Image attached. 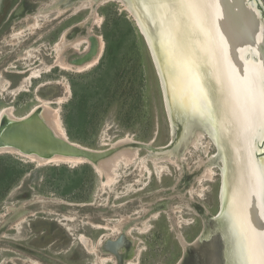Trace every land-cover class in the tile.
Wrapping results in <instances>:
<instances>
[{"label":"rangeland","instance_id":"1","mask_svg":"<svg viewBox=\"0 0 264 264\" xmlns=\"http://www.w3.org/2000/svg\"><path fill=\"white\" fill-rule=\"evenodd\" d=\"M43 2L44 5H51L54 0H44ZM58 8L49 12L51 14L49 17L50 29L53 28V32L47 35L44 29L41 32H35L33 36H30L33 38L32 41L28 42L29 36L27 34L29 32L25 31L16 42L17 45L11 48L18 53L23 48L26 50H46L45 53L53 52L52 55L54 56V44L60 40L63 33L76 24L85 23L91 16H95V18L89 28L90 31L105 43L103 24L106 19L105 14L108 11L116 12L118 16L128 19L136 28L137 49L129 52L128 58L133 59V61L129 60L128 68L120 72L124 76L121 81V90L116 94L107 112L102 113L98 133L88 140L91 146L78 144L98 151L107 150L113 144L126 138H130L133 142L151 143L155 148L168 145L173 139V133L161 80L146 40L129 9L119 0L98 1L95 10L88 4L87 7L83 8L84 10L81 9L76 15L70 16L74 11L67 14L64 17L65 20L59 24L61 19L52 21L58 14L57 10L62 7ZM124 50L128 51V48ZM103 51L105 52V48ZM27 52L32 57L24 60L27 65L26 68H22L24 66L21 61L18 63L13 61L12 64L18 66L17 69H13L14 71H23L28 67L31 69L38 68L39 62L32 65L30 63L34 57L32 51ZM103 55L104 53L96 65L87 69L62 71L57 68L49 74H44L41 82L36 84L34 82L32 88L29 87L28 83L24 84L25 89L23 88L21 92L17 91L14 95L0 91V111L4 108H12L14 115L22 118L33 112L32 110L41 105L43 100H47L51 102L52 108L59 110L65 128L62 115L64 107L73 97L71 83L78 77L95 71L101 63ZM3 78L6 79L5 81L0 79L1 88L8 86L6 84L7 77L3 76ZM12 78L15 82L21 80L18 77ZM86 80L89 81V78ZM47 83L51 84L42 90L45 94L43 97L40 95L38 87ZM191 141L192 139H189L188 146L192 144ZM199 145V148L190 146L189 151L183 153L185 158L181 161L177 157L186 147L179 152L178 149V153L166 154V156L169 155L172 162L176 161V164L171 163L170 160L160 159L159 154L152 152L148 154L146 150H141L138 152V159H135L131 164L125 165L123 162L119 164L116 169L115 180L110 183L107 180H102L95 168L88 163L79 165L61 163L42 166L16 153L0 154V157H11L12 163H19V167L26 168L24 178L9 192L6 198L0 201V264H11V261L18 264H32L31 261L34 258L27 252L20 250L19 247H29L38 249L41 253H47L49 250L41 249L47 247L41 246L44 244L42 239H53L55 244L53 247L55 248L50 251L51 253L48 252V255L57 259L61 264H78L77 262L91 264L95 262L96 257L85 256L88 253L85 247L88 251L91 250L90 252L95 251L94 253L100 254L97 251L98 242L102 243L107 239L117 238L122 231L130 232L131 238L142 241L140 245L138 243L136 248L139 250L143 247L147 249L142 257L143 264H178L183 251L179 248L176 237L181 236V233L188 240H191L201 227L200 224H197L198 229L193 231L194 225H186L187 222H191L197 217L194 208L186 201L193 194L190 196L185 190L188 187L194 191L200 188L202 190L199 192L200 198L194 195L191 199L206 206L209 214L214 215L220 209L218 207V183L214 184L207 180L204 182L205 179L200 178L197 182L194 179V176L201 173V158L209 165H207L208 167L211 166L212 168L211 180H215L214 175L217 172V168L212 166L214 164L213 159L206 158L210 145H213L212 140L204 135ZM127 146L133 149L131 146ZM154 158L160 162L164 171L160 172L159 166H156L152 161ZM142 159L146 160V166L141 164ZM60 165H66L70 169L90 165L94 169L96 183L82 193L83 199H65L54 193H42L40 191L42 178L45 175V171L41 169ZM37 175L38 180L36 179ZM152 199L154 202L156 201L153 207L165 204L171 208L172 213H170L171 211H162L158 219L150 218L144 212L142 213L143 200L148 203ZM157 215L155 214V217ZM144 220L145 222H142ZM179 220L183 222H180V226H178ZM64 239L67 240L65 244L63 243ZM91 241L95 243L93 244ZM14 245H17V248ZM75 252L78 256L72 258ZM136 260L137 258L131 260L130 264H138ZM98 264H105V260L99 258Z\"/></svg>","mask_w":264,"mask_h":264},{"label":"water","instance_id":"2","mask_svg":"<svg viewBox=\"0 0 264 264\" xmlns=\"http://www.w3.org/2000/svg\"><path fill=\"white\" fill-rule=\"evenodd\" d=\"M119 1L150 49L173 133L164 147L127 145L164 156L182 151L193 133L203 130L218 147L223 182L215 231L206 228L198 242L223 240L225 264H253V256L254 264H264V171L256 160V145L264 139V0ZM2 5L0 0V12ZM100 41L92 36L77 64L99 55ZM64 130L66 137L58 135L39 109L14 121L3 117L0 154L12 150L46 161L82 158L95 168L122 148L118 143L103 151L84 147ZM239 205L246 225L236 212ZM124 237L107 241L106 251L118 254Z\"/></svg>","mask_w":264,"mask_h":264},{"label":"flooded vegetation","instance_id":"3","mask_svg":"<svg viewBox=\"0 0 264 264\" xmlns=\"http://www.w3.org/2000/svg\"><path fill=\"white\" fill-rule=\"evenodd\" d=\"M44 0H3V5H2V10L0 12V79H5L3 76L7 77L8 80H6V84L8 85V90L3 91V88H1L0 84V91L2 93L8 92L10 95H14L17 91H22L19 90V88L22 85V82H24L27 78H29L32 75V72L34 70L40 71V78L39 79H31L30 82H27L29 84V87L32 88L36 83L41 82V79L43 78L44 74H49L53 70H56L57 68H60L62 71H77V70H64L59 66H54L51 68L49 71L46 69V66L53 65L54 62L56 61V50H55V45L59 43L62 40V37L65 36V40L68 41L66 48L63 52V58L65 59V62L69 65L73 66H79L78 61L81 59L83 55H85L89 47L91 45V37L92 35L94 36L95 34L90 31V27L92 26L93 23V18L90 20H87L85 23H79L76 24L75 26L67 29L60 40L54 44V56L52 53H45V51L39 50V49H21L20 53H18L16 50L12 49V46L17 45L16 42H18V39L21 37L22 33L25 31H28L29 33L27 36V41L31 42L32 37L35 34V32H41L44 29V32L46 35L50 32H53V28L50 29L51 23H50V13L52 10L56 9L57 7H62L63 9H66L63 14H57L56 17L52 20L53 22L61 19L58 23L60 24L63 20H65V16L69 13H72L70 16H73L74 14H78L80 10L75 11V8L78 7L77 5H80L82 0H54V3L51 5L45 4L44 5ZM96 1V0H95ZM69 4V5H68ZM54 5V6H53ZM65 7V8H64ZM58 8V9H59ZM61 8V9H62ZM93 9V8H92ZM58 11V10H57ZM78 12V13H77ZM40 14V15H39ZM47 15V16H46ZM42 16V17H41ZM39 17V18H38ZM39 19L41 22V27L39 29H31L32 26L35 24V21ZM86 24V25H85ZM55 28V27H54ZM81 28V29H80ZM71 29V30H70ZM34 30V32H33ZM69 33V34H68ZM19 36H16L18 35ZM68 35V36H67ZM82 38H88L87 43L81 44L78 49L73 47V43L79 40H82ZM90 44V45H88ZM88 45V46H87ZM68 48V49H67ZM72 51H71V49ZM87 48V49H86ZM27 51H32L34 57L32 58L33 61L30 62L32 64H37L38 68L31 69L28 67V69H25L23 71H14L13 69H17L18 66L14 63H18L21 61V64L24 66L22 68H26V63L24 60H21L20 55L24 54ZM77 51V52H76ZM67 52V53H66ZM43 53H45L43 55ZM38 55V56H37ZM42 55V56H41ZM52 55V56H51ZM76 64V65H75ZM12 77H18L21 80L18 82H15ZM26 77V78H25ZM10 83V84H9ZM25 83V84H27ZM51 83L47 84H41L38 87L39 93L41 96L45 97L44 92L42 91L44 88L49 86ZM57 85L59 83H56ZM25 85L23 86V88ZM30 91V90H29ZM206 135V133H205ZM207 136V135H206ZM209 138V136H207ZM210 139V138H209ZM213 145H210L208 157L213 159L214 164L212 165L213 167L217 168V172L214 175L215 180H207L208 182L217 184L218 183V197H219V206L220 209L216 214L211 215L206 209V206L201 205L200 203H196L193 201L191 198L196 195L198 198H200V193L202 190L199 188L197 191L191 190L189 187L186 189V193L188 195L193 196L190 199H186V201L189 203V205L194 208L195 216L199 220L197 222V219H193L191 222H187L186 225H194V230L198 229L197 224H200V229L197 233H195V237L191 240H188L185 236H183L181 233V238L178 236L176 237V242L179 246V248L182 249V257L179 260L178 264H225V259H224V251H225V244L224 241L222 240V244H216L213 241V239H209L207 243L201 244L198 242L199 237L203 234L205 229L207 228L210 230V227H213L215 231V223H212L213 219L218 217L221 211V194H222V182H223V162L221 158L219 157V150L217 145L212 141ZM137 149V148H136ZM138 151V150H137ZM139 152V151H138ZM256 160L260 164L262 170L264 171V139L259 145H256ZM200 170V169H199ZM204 168L200 170L202 171ZM201 173L197 176H194L196 181L198 182V178L201 176ZM217 177V179H216ZM204 181V182H207ZM200 187V183H199ZM172 190V189H171ZM174 190V189H173ZM158 194V193H157ZM183 196V195H182ZM156 202V201H155ZM154 199L151 200V202L146 203L145 200H143V205H142V213L146 214L150 218L158 219L162 211H171L170 207H168L165 204L158 205L156 207H153L154 204ZM172 213V211L170 212ZM155 214H158L157 217H155ZM144 215V217H146ZM146 219V218H145ZM142 222H145L142 221ZM141 222V223H142ZM180 221L178 222V226H180ZM183 223V222H182ZM143 227V225L141 224ZM140 229V228H139ZM145 233V232H143ZM215 233V232H214ZM125 235V237L122 239V242L118 244V254L110 253L106 251L105 249V244L107 241L111 240L113 242H118L120 240V236ZM44 244H41V246H47L44 248H41L47 253H41L38 249H32L29 247H24L20 246L19 249L22 251L27 252L32 259V264H61L57 259H53L50 255H48V252L52 251L55 247V244L53 243V239H42ZM52 241V242H51ZM66 239H64L63 243H66ZM80 241V239H79ZM183 241V242H182ZM51 242V243H50ZM92 242V241H91ZM80 243H82L80 241ZM79 243V244H80ZM93 244L95 242H92ZM142 243V241H136L135 239L131 238L130 236L127 235L126 231H122L117 238L114 239H107L104 242H98V248L97 251L100 254H96L94 252L88 251V249L85 247L87 250V254L85 256L87 257H96L95 262L91 264H98L99 258H102V260H105V264H128L129 261L134 260L137 258L138 264H143L142 263V257L144 255V251L147 250L146 248H141L140 250L137 249V245ZM38 245V244H37ZM81 245V244H80ZM85 246V245H84ZM14 247L17 248V245H14ZM73 248V247H72ZM75 250H78V248H75ZM51 253V252H50ZM94 253V254H93ZM78 256L76 252L73 254L72 258H75ZM185 259V260H183ZM79 260V259H78ZM144 260V259H143ZM183 260V261H182ZM11 264H18L17 262H10ZM78 264H81L80 262H77ZM76 264V263H75Z\"/></svg>","mask_w":264,"mask_h":264},{"label":"trees","instance_id":"4","mask_svg":"<svg viewBox=\"0 0 264 264\" xmlns=\"http://www.w3.org/2000/svg\"><path fill=\"white\" fill-rule=\"evenodd\" d=\"M105 16L103 36L106 47L101 63L95 71L71 83L73 97L64 107L62 115L69 139L89 146L88 140L98 133L102 113L107 112L121 90L124 76L120 72L128 68L129 60L133 61L128 58L129 52L137 49L136 28L133 24L116 12L108 11ZM88 78L89 81L86 80ZM114 85L116 87L113 88ZM18 164L12 163L11 157H0V201L26 175V168ZM41 170L45 171V175L40 191L54 193L65 199H83L82 193L96 183V174L90 165L73 169L66 165L50 166Z\"/></svg>","mask_w":264,"mask_h":264},{"label":"bare ground","instance_id":"5","mask_svg":"<svg viewBox=\"0 0 264 264\" xmlns=\"http://www.w3.org/2000/svg\"><path fill=\"white\" fill-rule=\"evenodd\" d=\"M106 3V2H105ZM90 5L93 10H95V8L97 7V4H96V1L95 0H87V1H84L82 0V2L80 3V5H77L78 7L75 8V11H78V10H81L85 7H87V5ZM69 5V4H68ZM102 5V4H101ZM54 6V5H53ZM90 8V7H88ZM84 10V9H83ZM65 12L64 9H59L57 11L58 14H63ZM80 12V11H79ZM78 13V12H77ZM40 15V14H39ZM75 15V14H74ZM47 16V15H46ZM42 17V16H41ZM39 18V17H38ZM91 18H93V21H94V18L95 16H91L88 20H90ZM41 23V22H40ZM39 23V20L37 19L35 21V24L32 26L31 29H39V26H41ZM79 25V24H78ZM86 25V24H85ZM81 29V28H80ZM33 30V32H34ZM71 30V29H70ZM92 30V29H91ZM69 34V33H68ZM16 36H19L16 35ZM68 36V35H67ZM93 36V35H92ZM65 36L62 37V40L56 45L55 49H56V61L54 62L53 65H50V66H47V69H50V68H53L54 66H60V67H63V68H66V69H79V70H82V69H87V68H90L94 65H96L98 63V61L100 60V57H101V54L102 53V50H103V42L100 41V52H99V55H97L93 60L89 61L88 63H85L83 65H79V66H73V65H69V63L67 64L65 62V59L63 58V52L66 48V45L68 44L64 38ZM88 42V38H82V40H79V41H76L73 43V47L77 48L83 44V43H87ZM90 45V44H88ZM87 45V46H88ZM68 49V48H67ZM71 49V48H70ZM87 49V48H86ZM72 51V49H71ZM77 52V51H76ZM67 53V52H66ZM21 57V60H27L29 56V53H25L23 55H20ZM32 57V56H31ZM30 57V58H31ZM76 65V64H75ZM33 70V69H32ZM41 77L40 76V71H37V70H34L32 72V75L27 78L24 82H22V85L21 87L19 88V90H23V86L25 83L27 82H30L31 79H37ZM26 78V77H25ZM10 84V83H9ZM3 91H7L8 90V86L7 87H4L3 86ZM25 89V88H24ZM69 89V88H68ZM51 102L47 101V100H43L42 101V104L37 106L36 108H34L32 111H35L37 109L41 110V114H42V117L43 119H45L49 125L52 127V129L58 134V135H62V136H65V130H64V127H63V124H62V121H61V118H60V113H59V110L58 109H54L52 108L51 106ZM28 116V115H27ZM3 117H7L9 118L11 121H14V120H18V119H22V118H18L14 115V112H13V109L12 108H4L3 110L0 111V120L3 118ZM26 117V116H25ZM205 133L203 132V130L201 131H196L193 136H192V141H191V145L189 146H186V149L184 151H182L178 156L177 158L181 161L182 159L185 158V155L183 153H186L189 151V148L190 146H194L195 148H199V144H200V141L203 139ZM130 142H133L130 138H126V139H123L119 142H117L118 144H121V147L117 153V155H113L111 157H109L108 159L104 160L103 162H101L98 166L95 167V170L97 171V173H99V175L101 177H103V180H107V182H113L115 180V174H116V169L117 167L119 166V164L121 162H123L125 165H129L131 164L135 159H138L137 156H138V149H131L129 148L128 146L126 147V145ZM114 145V144H113ZM119 146V145H117ZM126 147V148H124ZM124 148V150H123ZM208 148H209V145H208ZM207 150V149H206ZM2 153H16L18 154L17 152L15 151H12V150H2L1 151V154ZM19 155V154H18ZM23 157L25 158H29L31 161L33 162H36L40 165H46V164H49V163H55V164H61V163H64V164H69V165H79V164H83V163H87L85 162L86 160L85 159H82V158H79V159H74V158H71V157H60V158H54V159H51L50 161H46V160H40L36 157H33V156H24ZM146 159V158H145ZM145 159H142L141 161V164L145 165L146 166V160ZM162 160H170V157L169 155L166 156H161ZM205 159V158H204ZM148 160V159H147ZM161 160V161H162ZM152 161L155 163L156 166H159L158 169H160V172L164 171V168L162 166H160V162L158 160H156L155 158L152 159ZM158 161V162H157ZM171 161V160H170ZM175 164L177 163L176 161H173ZM171 161V163H173ZM208 164H206L204 162V160L201 158V162H200V168H204L203 170V173L201 174V177H199L200 179H205L206 180H211L212 179V174H211V171H212V168L211 166L208 167L207 166ZM108 183V184H109ZM236 212H239L238 215L240 216V219L243 220V222L245 223V220H244V215H243V211H242V207L241 205H239V207L236 209ZM246 225V223H245ZM127 235L130 236V232H127ZM181 238V236H179ZM182 239V238H181ZM183 242V241H182ZM90 249V248H89ZM92 249V248H91ZM91 251V250H90ZM254 256L252 257V263L254 264ZM137 261V260H136ZM131 262L129 261L128 264H130Z\"/></svg>","mask_w":264,"mask_h":264}]
</instances>
